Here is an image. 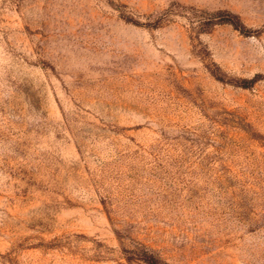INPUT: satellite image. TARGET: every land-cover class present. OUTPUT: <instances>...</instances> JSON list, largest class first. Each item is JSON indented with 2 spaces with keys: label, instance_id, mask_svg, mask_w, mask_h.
<instances>
[{
  "label": "rangeland",
  "instance_id": "1",
  "mask_svg": "<svg viewBox=\"0 0 264 264\" xmlns=\"http://www.w3.org/2000/svg\"><path fill=\"white\" fill-rule=\"evenodd\" d=\"M142 247L264 264V0H0V264Z\"/></svg>",
  "mask_w": 264,
  "mask_h": 264
},
{
  "label": "trees",
  "instance_id": "2",
  "mask_svg": "<svg viewBox=\"0 0 264 264\" xmlns=\"http://www.w3.org/2000/svg\"><path fill=\"white\" fill-rule=\"evenodd\" d=\"M199 16H201V31H206L216 24L223 23L232 25L243 34H248L250 31L236 13L227 9L202 11ZM133 254L136 256V259H139L146 264H169L146 247L139 248V252H134ZM128 259L130 260V257Z\"/></svg>",
  "mask_w": 264,
  "mask_h": 264
}]
</instances>
